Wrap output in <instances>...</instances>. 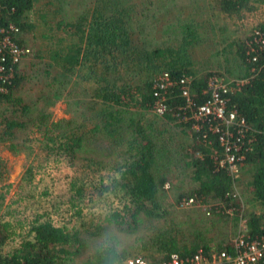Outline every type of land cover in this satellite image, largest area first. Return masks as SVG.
Returning <instances> with one entry per match:
<instances>
[{
    "label": "trees",
    "instance_id": "obj_1",
    "mask_svg": "<svg viewBox=\"0 0 264 264\" xmlns=\"http://www.w3.org/2000/svg\"><path fill=\"white\" fill-rule=\"evenodd\" d=\"M111 1L113 0H104L101 6L108 10L107 6ZM262 1L217 2L223 13L239 16L241 12L252 9L249 7L251 2ZM37 2L38 0H0V29L6 30L8 25L17 28V33L12 34L11 38L19 47L26 46L28 35L36 28L31 16ZM106 12L96 7L91 10L88 18L81 16L73 23H65L60 19L56 23L57 28L61 25L68 27L66 35L69 42L57 48L47 47L44 75L51 78L49 69H56L58 72L53 75L49 84L57 83L62 90L70 78H75V84H89L81 95L84 99L88 97L90 101L92 100V111L89 112V117L83 116L82 124L66 127L59 133L55 131L60 128L61 123L48 122L47 116L40 112L35 123V127L43 131L39 149L47 157L78 158V154L88 153L84 143L90 139L102 140L104 146L115 153L113 157L115 160L111 158L105 162L98 157L84 158L88 159L87 167H91V171L97 173L103 169V164L111 161L110 171H113L114 175H109L110 183H104V177L101 175L94 189L99 193H105L111 186L113 191L119 190L123 193L129 204L127 203L122 212L112 214L111 218L105 221L109 225L120 226L122 231L131 234L139 228V215L148 219H160L164 215L161 212V199L165 197L164 185L171 180L166 171L169 165L159 162L162 158L166 161L165 157L170 161V155L167 156L164 152H170L169 149L177 139V144L180 145L178 148L183 152V166L190 172L189 180L193 187L189 195L184 196L181 193L174 197L175 202L179 203L182 198L185 199L184 197H193L196 202L203 204L221 203L226 208L236 211L232 222V226H236L237 213L243 209L240 200L229 195L232 184L227 172L217 169L212 158V148L218 153L221 151L217 134H212L208 130L207 123L203 124L199 131H194L191 121L181 119L183 115L187 117L190 115V109L185 107V101L181 97L180 80H190V96L195 104L200 105L208 99L203 90L207 86L208 78L214 75L209 72L196 77L197 73L192 70V59L188 53L193 47L191 41L189 42V39L194 38L192 26L188 23L182 26L183 38L180 37L182 40L178 39L175 45L147 50L133 42L128 25L123 21V12L116 14L117 16L113 15L112 10L109 11L110 16H106ZM40 18L42 22H46L45 15ZM259 26V29L264 30V22ZM238 45L236 49L238 58L235 60L240 63L237 66L238 72L244 73L238 75L236 79H248L249 83L227 94L226 104L229 111H235L236 116L242 119L248 128L247 137L241 140L240 147V153L244 156L241 176L248 175L251 180L250 196L246 200L264 209V54L257 56L256 61L252 62L245 56V42ZM13 67L14 78L11 79L9 93L0 94V106L3 107L1 112L4 115L0 119V143H9L7 149L17 154L26 151L24 145L14 144L13 141L16 133L26 127L20 118L27 115L30 110L21 104L19 97L13 95L18 92L25 79L23 72H19V67ZM253 69L254 72L251 71ZM123 72L125 73L122 74ZM164 72L169 74L173 83L165 94L166 110L163 119L168 123L161 132L156 130L153 123L147 124L146 127L149 129L145 130L140 118L147 115L148 111H153L157 99L153 92L155 79ZM126 77L131 79H125ZM59 90H56L52 100L48 99L50 106L60 98ZM71 92L72 90H69L66 95L70 96ZM154 116L158 117L155 114ZM89 124L90 128H87ZM203 134L206 135L205 138ZM152 165H155V169L151 171ZM92 166L95 168L92 169ZM71 187L72 199H82L84 190L76 189L73 185ZM179 190L178 188L177 192ZM3 200L4 196L0 194V212ZM76 214L79 215L80 212ZM216 214L229 218L220 212ZM127 215L129 216L126 217ZM244 215L251 237L261 235L263 227L261 215L246 211ZM82 225L88 226L87 223ZM101 227L98 224L88 233L97 236ZM14 231V225L0 218V249L15 234ZM29 232L33 234L32 240H23L20 247L10 253H0V264H75L82 241L78 232L66 229L65 225L56 227L47 220L37 221ZM139 243V256L148 259L147 261L152 264L166 260L172 253L187 256L200 247L205 250L209 248L205 244L193 245L190 248L185 245L178 246L176 239L168 231L158 233L156 236L142 235ZM227 247L229 244L223 245L220 241L216 247L214 246L217 250ZM156 253L158 257L154 255ZM126 256L123 255L124 258ZM122 260L124 259H121V255L113 247L102 243L82 264H121Z\"/></svg>",
    "mask_w": 264,
    "mask_h": 264
},
{
    "label": "rangeland",
    "instance_id": "obj_2",
    "mask_svg": "<svg viewBox=\"0 0 264 264\" xmlns=\"http://www.w3.org/2000/svg\"><path fill=\"white\" fill-rule=\"evenodd\" d=\"M103 1L38 0L34 8L31 19L36 24V28L28 35L25 46L30 50V54L23 58L18 66L19 72H23L25 79L18 92L13 94L30 110L27 115H21L23 117L20 120L26 127L16 133L13 141L14 144L24 145L26 151L13 154L7 149L9 143H0V194L4 196L0 218L14 225L15 230V234L0 249V253H10L19 248L23 240H32L33 234L29 232L31 226L37 221L45 220L51 221L56 227L65 225L66 229L78 232L82 241L75 264H82L102 243L113 247L121 255V259H124L121 261L123 264L126 257L139 256V239L142 235L156 236L166 231L172 234L178 246L197 243L199 246L205 244L216 247L219 241L223 245L229 244L236 230V226H232L235 219L233 216L225 218L215 214L206 217L200 208L175 207L174 197L181 193L184 196L189 195L193 187L189 180L190 172L183 166V152L179 149L177 139L169 149L171 151L164 152L167 156L170 155V161H167V157H165L166 161H163L160 156L162 159L159 163L169 165L166 171L171 180L170 183H166L169 188H164L165 197L161 199L163 217L148 219L139 215V228L131 234L122 231L120 226L109 225L105 221L111 218L112 214L122 212L129 202L122 192L113 191L111 186L105 193H99L94 189L101 175L104 177V183H110L109 175L113 176L114 173L110 171L111 161L103 164L100 172L91 171V167H87L89 166L87 158L98 157L105 162L112 158L111 160L114 161L115 153L104 146L100 139H90L84 143L88 153H82L84 156L78 154V158L47 157L39 149L43 131L42 129L39 131L35 123L40 112L47 116L48 122L61 123L60 128L55 131L59 133L66 127L82 124L83 116L89 117L92 111V100L90 101L88 97L84 99L81 95L84 88L90 85L75 84V78H70L63 90L57 83L50 85L51 78L58 71L49 69L51 78H47L44 75L47 62L44 58L47 47L57 48L69 42L66 35L68 27L65 25L56 27L60 19L65 23H73L81 16L88 18L93 8L100 7L104 12L107 11L106 16L111 15L109 12L111 10L114 16L123 12V21L128 25V32L133 34L129 33L133 42L147 50L175 45L178 39L183 38L182 28L187 23L190 24L194 32V38L189 39L193 47L188 51L192 59V70L199 76H203V72L225 76L229 73L228 77L239 80L236 77L244 72H238L237 66L240 63L236 61L238 58L236 49L239 47L238 44L245 42L252 31L263 23L264 0L251 2L249 7L252 9L241 12L239 16L223 13L219 8L218 0H113L108 4V10L101 6ZM42 15H45L46 22L40 20ZM132 77L134 79V76ZM127 78L131 79V77L125 79ZM137 78L136 76L138 82ZM56 90H59L60 98L50 106L48 99L52 100ZM69 90H72L70 96L66 95ZM73 91L78 96L73 95ZM2 109L3 107L0 106V119L4 116ZM19 114L20 111L17 115ZM146 114L140 118L145 130L149 129L146 126L150 123L155 124L156 130L160 132L166 127L168 122L164 121L163 116L158 118L152 111ZM87 128H90V124ZM181 142L184 144L183 140ZM93 168L95 166H92ZM153 169L155 165H152L151 171ZM241 182L242 184L237 185L240 206L247 213H256L260 206L247 201L251 189L250 177L243 175ZM71 185L76 189L84 190L82 199H72ZM178 188L180 190L177 192ZM77 212L80 214L77 215ZM235 222L237 223V219ZM82 223H87L88 226L84 227ZM98 224L102 226L100 233L97 236L90 235L88 232H92L94 226ZM124 254L127 255L125 258ZM154 255L158 257L157 253Z\"/></svg>",
    "mask_w": 264,
    "mask_h": 264
},
{
    "label": "built area",
    "instance_id": "obj_3",
    "mask_svg": "<svg viewBox=\"0 0 264 264\" xmlns=\"http://www.w3.org/2000/svg\"><path fill=\"white\" fill-rule=\"evenodd\" d=\"M17 28L8 25L6 30L0 29V94H8L11 79L14 78V67L19 66L23 58L30 54L28 48L19 47L13 42L11 35L17 33ZM264 54V30L255 28L252 34L245 41V56L252 62L256 61L257 56ZM254 72V69L251 70ZM154 96L157 97L153 107V113L158 117L163 116L166 106L165 94L173 83L168 73L164 72L155 79ZM189 79L180 80L181 97L185 101V107L190 109V115H183V121H191L192 129L199 131L203 124H208V130L212 134H217V141L221 151L212 148V158L217 169L227 172L231 180L232 191L229 195L232 198L240 199L237 191L242 184V170L244 156L240 153L241 140L246 136L248 128L244 121L236 116L235 111H229L227 107L226 95L240 89L249 83L248 79L226 80L223 77L214 75L208 79L206 90L203 91L208 99L202 104H195L190 96ZM206 135L203 134V138ZM198 155V154H196ZM168 189V185H164ZM181 208L196 207L202 209L206 217L213 213H222L233 216L236 212L226 208L220 203L203 204L196 202L193 198H185L179 202ZM243 209V208H242ZM244 210V209H243ZM237 213V225L235 234L230 239L227 249L217 250L209 246L208 249L198 248L193 254L181 256L172 253L166 260L154 264H264V209H258L255 213L261 215L263 219L262 233L254 238L249 234L245 210ZM124 264H152L146 259L135 256L128 258Z\"/></svg>",
    "mask_w": 264,
    "mask_h": 264
},
{
    "label": "crops",
    "instance_id": "obj_4",
    "mask_svg": "<svg viewBox=\"0 0 264 264\" xmlns=\"http://www.w3.org/2000/svg\"><path fill=\"white\" fill-rule=\"evenodd\" d=\"M263 3H264V1H263ZM263 22H264V20H263ZM259 27H260V26H259ZM206 73H209V72H203L204 75H205ZM211 73H212V72H211ZM225 73H226V72H225ZM228 74H229V73L226 74L227 76H225V75H217V74H214V75H217V76H219V77H223V78H225L226 80H229V79H231V78L228 77V76H229ZM214 75H212V76H214ZM195 76L198 77V76H199L198 73H197ZM212 76H210V77H212ZM210 77H209V78H210ZM209 78H208V79H209ZM207 82H208V80H207ZM206 87H207V86H206ZM189 90L191 91L190 85H189ZM205 90H206V88H205ZM203 91H204V90H203ZM192 198H193V197H192ZM182 199H183V198H182ZM182 199H181V200H182ZM193 199H194V198H193ZM181 200H180V201H181ZM174 201H175V200H174ZM197 202H199V201H197ZM200 203H201V202H200ZM178 206H179V203H176V202H175V207L177 208ZM195 208H196V207H195ZM177 209H178V208H177ZM193 245H194V246H197L198 244H197V243H196V244L191 243L190 245H186V244H185V246H187V247H189V248H190L191 246H193ZM198 246H199V245H198Z\"/></svg>",
    "mask_w": 264,
    "mask_h": 264
},
{
    "label": "clouds",
    "instance_id": "obj_5",
    "mask_svg": "<svg viewBox=\"0 0 264 264\" xmlns=\"http://www.w3.org/2000/svg\"><path fill=\"white\" fill-rule=\"evenodd\" d=\"M216 203H218V202H216ZM220 204H221V203H220ZM222 205H223V204H222ZM223 206H224V205H223ZM224 207H225V206H224ZM127 259H128V258H126L125 261H126ZM125 261H124V262H125ZM123 264H124V263H123Z\"/></svg>",
    "mask_w": 264,
    "mask_h": 264
}]
</instances>
